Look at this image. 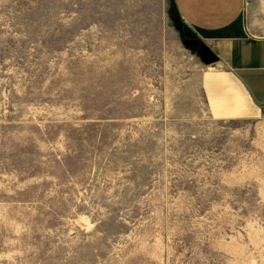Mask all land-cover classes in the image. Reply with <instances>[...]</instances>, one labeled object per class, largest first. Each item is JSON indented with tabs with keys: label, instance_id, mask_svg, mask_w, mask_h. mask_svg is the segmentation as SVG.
Masks as SVG:
<instances>
[{
	"label": "rangeland",
	"instance_id": "1",
	"mask_svg": "<svg viewBox=\"0 0 264 264\" xmlns=\"http://www.w3.org/2000/svg\"><path fill=\"white\" fill-rule=\"evenodd\" d=\"M192 37L175 0H0V264H264V105L217 114Z\"/></svg>",
	"mask_w": 264,
	"mask_h": 264
},
{
	"label": "crops",
	"instance_id": "2",
	"mask_svg": "<svg viewBox=\"0 0 264 264\" xmlns=\"http://www.w3.org/2000/svg\"><path fill=\"white\" fill-rule=\"evenodd\" d=\"M175 1L194 33L191 48L206 65L216 64L237 90L226 92L214 111L234 117L244 108L243 99L255 108L264 105V0Z\"/></svg>",
	"mask_w": 264,
	"mask_h": 264
},
{
	"label": "trees",
	"instance_id": "3",
	"mask_svg": "<svg viewBox=\"0 0 264 264\" xmlns=\"http://www.w3.org/2000/svg\"><path fill=\"white\" fill-rule=\"evenodd\" d=\"M175 7H176V10H177L176 1H175ZM177 11H178V10H177ZM178 13H179V12H178ZM193 35H194V33H193ZM193 38H194V37H192V40H193ZM192 42H193V41H192Z\"/></svg>",
	"mask_w": 264,
	"mask_h": 264
}]
</instances>
